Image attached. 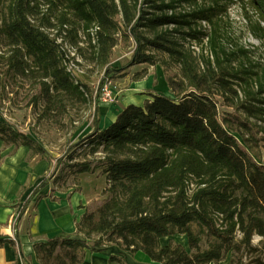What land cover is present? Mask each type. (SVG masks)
I'll use <instances>...</instances> for the list:
<instances>
[{"label":"trees","instance_id":"16d2710c","mask_svg":"<svg viewBox=\"0 0 264 264\" xmlns=\"http://www.w3.org/2000/svg\"><path fill=\"white\" fill-rule=\"evenodd\" d=\"M206 1L0 0V98L27 81L40 120L58 122L68 105L90 97L97 108L108 80L130 65L159 62L151 50L166 54L162 64L172 61L180 73L167 78L172 95L151 93L142 105L128 104L104 128L94 117L92 130L68 147L70 172L99 168L106 186L102 199L84 205L74 236L33 244L40 264H80L86 250L110 245L161 264H218L227 254L229 264H264V163L254 152L264 142V68L231 39L226 4ZM247 2L258 15L253 24L244 6L249 30L264 39V0ZM182 3L187 10L179 12ZM122 40L134 50L117 67L112 59ZM76 55L102 71L95 94L86 73L70 67L80 64ZM0 140L45 154L6 119ZM53 177L32 189L20 216ZM175 234L185 235L187 247L160 243ZM5 242L20 254L18 239H0V246ZM109 261L125 264L114 255Z\"/></svg>","mask_w":264,"mask_h":264},{"label":"rangeland","instance_id":"374dc122","mask_svg":"<svg viewBox=\"0 0 264 264\" xmlns=\"http://www.w3.org/2000/svg\"><path fill=\"white\" fill-rule=\"evenodd\" d=\"M197 1L202 3L204 0ZM220 1L226 4L225 17L227 19V30L231 39L249 48L252 51L253 60L264 68V39H257L250 32L248 26L249 22L245 16V8L253 24L258 19L257 13L248 4L247 0ZM176 10L179 12L187 10V4L182 3L177 6ZM202 25L205 24L202 23ZM192 48H194L196 52H199L198 46L192 45ZM72 50L73 49H70L71 55L74 54ZM133 50L134 47L130 43L122 40L114 49L112 64L117 67L124 66L125 63L130 61ZM151 51L155 53L159 61L158 63L153 65L149 63L130 65L122 76L111 78L104 84L100 99L97 102V108L91 99L92 97L86 101L78 100L71 106H67V111L60 117L58 122L39 119V108H35L34 105L29 104L34 90L29 87L30 84L27 81L21 80L8 86L6 88L8 93L3 98H0V119H6L13 123L16 128L25 131L45 150V154H34L30 148L25 147V153L22 157L20 151L19 158L10 161V159H13L18 153V150L14 149L13 146L6 147L1 144L0 167L1 165L5 166L1 167L0 171H7L10 167H8L7 164L13 167V171H21V166L23 164L21 158H24L27 163L25 166L30 168V173L28 175L30 180L37 179L41 176L39 179L40 181L44 176L51 177L54 175L52 179H54L55 182L49 183L53 187L49 190L51 199L53 197L59 201L61 198H68L75 194V201H77V198L80 199L82 192L89 201L92 199H102L101 193L106 186V181L105 176L100 172L101 169L97 168L93 173L84 172L74 176L67 167V163H69L67 159L68 147L82 139L92 130L94 117L99 116L100 127L104 128L112 123L118 111L128 104L142 105L151 93L159 92L172 95L168 89L167 78L180 74L179 67L172 61L167 63L168 67L163 65L162 63L168 60L167 55L159 51ZM75 60L79 61L80 64L76 65L71 63L70 67H74L78 73H86V80L92 88V93L95 94L102 71L96 70L95 67H92V64H88L84 60H81L77 55L75 56ZM218 99L221 100L219 97ZM220 110L229 109L220 106ZM82 150V148L77 149L75 153L77 159L82 157ZM254 152L258 155L259 160L264 163V142H261ZM60 157L62 161H56ZM18 163L19 165H17ZM42 165L43 168L41 169ZM41 171H43V173ZM37 183L38 181L35 184ZM12 190L13 187L11 186L10 191ZM33 198L34 196L30 198L29 204H32ZM23 203L24 202L20 200L15 201L13 203L15 210L19 211ZM78 203H80L78 206L74 204L75 206L72 211V215L75 217L81 212L80 208H84L81 200L78 201ZM30 211H32V208H30ZM37 212L41 217L39 222L40 227L44 222H47L48 217L51 215V211L40 204ZM64 222V219L57 221L56 228H59ZM12 239H17L15 234L12 235ZM169 240L182 245L184 244L185 247H187L185 236L182 234H175L169 238ZM260 240L261 237L255 235L253 237V244L259 245ZM166 241V239H163L161 242L165 243ZM207 244L208 239L202 236L201 247L206 248ZM229 257L230 254H227L225 259L218 264H229Z\"/></svg>","mask_w":264,"mask_h":264},{"label":"crops","instance_id":"0c3cea01","mask_svg":"<svg viewBox=\"0 0 264 264\" xmlns=\"http://www.w3.org/2000/svg\"><path fill=\"white\" fill-rule=\"evenodd\" d=\"M1 144H3V142L0 140V146ZM4 146L7 147L13 145ZM25 147L27 146L14 147V149L18 150V153L13 159H10V161H13L14 159L17 160V158H19L20 151L22 157L25 153ZM21 159L23 160L21 171H13V167L10 164H7L8 167L10 166L7 171H0V239L12 238L13 232L9 228L8 222L10 217L17 212L13 203L19 200L24 202L25 199L30 195L32 189L39 183V179L41 177L40 176L37 179L35 178V181L30 180L28 178L30 168L25 166L27 164L25 159ZM17 165H19V163ZM3 166L1 165V167ZM42 168L43 165L41 169ZM41 172L43 173V171ZM37 181L38 183L35 184ZM49 183L44 186L36 195H34L32 204L30 203L26 207L22 216H20L19 210L14 234L18 239L20 254L11 243L5 242L2 246H0V264H40L35 256L33 249L34 243L44 241L50 237L75 235V221L80 217L84 211V208H80L81 212L77 217H75L72 215V211L75 206L74 204L78 206L80 204L78 201L81 200L82 205H85L88 203L89 199H86L83 192L81 193L80 199L77 198V201H75V194L68 198H61L59 201L53 197L51 199L49 190L53 187ZM11 186L13 187L12 191H10ZM40 204H42L44 208L49 209L51 211V215L48 217L47 222H44L39 227L41 217L37 212V209ZM30 208H32V211H30ZM63 219L65 220L63 225H60L59 228H56V222ZM171 237L172 236L161 238L160 243L163 245L168 243V240ZM163 239H166L167 241L165 243L161 242ZM185 242H187L186 237ZM112 255L120 257L125 262V264H161L151 260L141 251L132 253L130 251H124L116 245L106 246L103 250L96 252L86 250L83 260L80 264H117L111 263L109 261V257Z\"/></svg>","mask_w":264,"mask_h":264},{"label":"built area","instance_id":"2783aa9c","mask_svg":"<svg viewBox=\"0 0 264 264\" xmlns=\"http://www.w3.org/2000/svg\"><path fill=\"white\" fill-rule=\"evenodd\" d=\"M18 215H19V211H17L14 215H12L8 222L9 228L12 230L13 234H14L16 220H17Z\"/></svg>","mask_w":264,"mask_h":264}]
</instances>
